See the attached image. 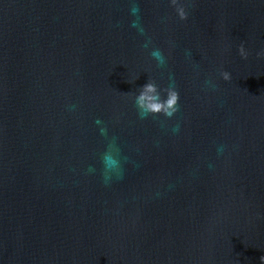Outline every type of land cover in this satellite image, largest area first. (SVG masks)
Wrapping results in <instances>:
<instances>
[{"label":"water","instance_id":"obj_1","mask_svg":"<svg viewBox=\"0 0 264 264\" xmlns=\"http://www.w3.org/2000/svg\"><path fill=\"white\" fill-rule=\"evenodd\" d=\"M262 255L264 0H0V264Z\"/></svg>","mask_w":264,"mask_h":264},{"label":"clouds","instance_id":"obj_2","mask_svg":"<svg viewBox=\"0 0 264 264\" xmlns=\"http://www.w3.org/2000/svg\"><path fill=\"white\" fill-rule=\"evenodd\" d=\"M182 17L186 13L181 12ZM151 55L155 57L161 64L165 62V57L160 49H153ZM225 79L230 77L227 71L222 73ZM179 93L174 87H170L162 92L156 83L147 81L135 93V102L141 114L163 113L169 117L173 116L178 110ZM221 151L223 148L220 149ZM261 264H264V255L260 257Z\"/></svg>","mask_w":264,"mask_h":264}]
</instances>
